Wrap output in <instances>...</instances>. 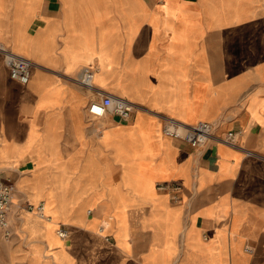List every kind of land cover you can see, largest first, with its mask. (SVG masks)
<instances>
[{"label": "crops", "instance_id": "1", "mask_svg": "<svg viewBox=\"0 0 264 264\" xmlns=\"http://www.w3.org/2000/svg\"><path fill=\"white\" fill-rule=\"evenodd\" d=\"M0 44L32 61L22 84L0 54L16 186L0 264H264V0H0ZM106 93L134 103L128 121L89 114ZM169 119L214 138L196 148Z\"/></svg>", "mask_w": 264, "mask_h": 264}, {"label": "built area", "instance_id": "2", "mask_svg": "<svg viewBox=\"0 0 264 264\" xmlns=\"http://www.w3.org/2000/svg\"><path fill=\"white\" fill-rule=\"evenodd\" d=\"M0 54L4 55L7 64L10 68L11 77L22 84H26L30 80L32 61L27 57L7 49L0 44ZM94 72L85 69L80 74V82L85 86L92 88ZM87 110L92 117L101 118L107 114H113L121 121H128L135 110L133 102L127 98L115 96L110 93L103 95L100 100H92ZM215 123L212 121L201 120L193 124L183 123L175 119L167 120L162 127L164 134L180 138L192 144L196 148L204 147L212 138H214ZM234 131L228 132L221 140L230 144L235 143ZM181 185L176 182H162L158 184L161 190L172 189L175 192L181 190ZM15 193L16 186L13 182L5 181L0 175V238L11 240L14 235V227L12 222V213L15 208ZM174 201H180V196L177 193L172 195ZM21 209L29 212H36L42 217H45V205L40 202L33 204L30 202L21 203ZM61 237L67 236V232L60 228L57 230ZM245 250L248 253L253 252L251 246H247ZM257 264V263H251Z\"/></svg>", "mask_w": 264, "mask_h": 264}, {"label": "rangeland", "instance_id": "3", "mask_svg": "<svg viewBox=\"0 0 264 264\" xmlns=\"http://www.w3.org/2000/svg\"><path fill=\"white\" fill-rule=\"evenodd\" d=\"M28 213H29L28 215L39 217L35 212H28ZM40 219H43V218L40 217ZM43 220H46V219H43Z\"/></svg>", "mask_w": 264, "mask_h": 264}, {"label": "bare ground", "instance_id": "4", "mask_svg": "<svg viewBox=\"0 0 264 264\" xmlns=\"http://www.w3.org/2000/svg\"><path fill=\"white\" fill-rule=\"evenodd\" d=\"M44 204H45V214H46L45 217H47V213H46L47 206H46V203H45V202H44ZM35 213H36V212H35Z\"/></svg>", "mask_w": 264, "mask_h": 264}]
</instances>
